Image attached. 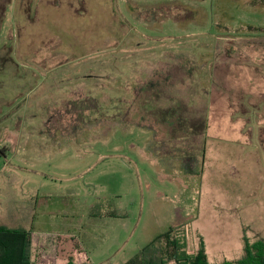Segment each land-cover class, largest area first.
<instances>
[{"label": "rangeland", "instance_id": "obj_1", "mask_svg": "<svg viewBox=\"0 0 264 264\" xmlns=\"http://www.w3.org/2000/svg\"><path fill=\"white\" fill-rule=\"evenodd\" d=\"M164 95H209V140L239 153L234 168L244 192L259 188L253 225L264 234V0H0V226L28 228L35 218L59 232L87 222L90 207L124 208L128 227L93 257L124 264L158 231L138 222L139 178L159 160L180 192L198 191L203 177L202 218L208 210L230 220L202 219L204 231L216 243L225 231L234 253L248 199L239 208L230 194L218 200L219 187L208 194L206 172L196 181L188 172L198 156L156 139L139 115L155 124V103L144 99ZM160 215L162 232L174 227L177 214Z\"/></svg>", "mask_w": 264, "mask_h": 264}, {"label": "crops", "instance_id": "obj_2", "mask_svg": "<svg viewBox=\"0 0 264 264\" xmlns=\"http://www.w3.org/2000/svg\"><path fill=\"white\" fill-rule=\"evenodd\" d=\"M144 100L145 104L151 101L155 103L153 106L155 107L153 110L155 113L153 115L155 124L151 123L154 120L150 121L152 114H149V112H145L144 115L140 114L139 116L145 120L144 123H149L151 129L156 133V139L158 138V141L170 145L174 149L176 147H183L188 151L191 150V156H198L199 159L195 158L189 164L188 172L192 175V178H190L191 181L197 180L193 176H197L199 170L203 173L206 172L208 175V178L205 179L208 194L211 189H214L213 192L216 194L217 191H215V188L219 187L222 193L218 200H222L224 204L226 201H224V198L230 194L234 197V203L237 204L235 206H239L240 208L241 203L245 199H248L247 202L250 206L246 210L241 209L237 212L235 218V227L237 228V230L235 229V240L231 241L234 243L233 249L235 251L233 253L232 246H227L229 245L226 241L228 235L225 231L223 233V239L220 236L219 243L213 242L211 236L207 235L204 231L206 227L202 223V219L211 224H214L216 221L224 222L225 224L226 222H230V220L217 215L215 216L208 210L206 211L205 218H202L203 214H205V211H201L203 177L200 176L198 191H188L187 189L189 187L186 184V188L180 192V190L173 188L175 184L173 176L165 173L161 167L162 165H159L162 163L157 160L158 162L155 166L158 168L153 169L154 175L150 173L142 174L139 178L140 184L145 186L146 191L143 194L138 223L145 224L144 228L146 230L158 229L156 232H146L149 238L146 239L143 247L169 229L186 225L192 248L194 250L203 248L207 261L210 264H222L224 262H233L241 259L244 254L246 242L251 243L253 241L254 243L258 237L264 239L262 231L253 225L259 221L260 215V207L256 208L257 206L254 205L259 200V188L256 187V190L253 191L246 189L247 191L244 192L243 189L248 185L243 180H240L239 171L234 168V163L237 161L239 163V153L229 151L226 142L209 140L210 128L206 121L210 106L209 95L202 100L197 99V102L193 96L188 95L186 99H180L174 95H164L160 100L158 98H145ZM181 103H184L182 106H186L185 109H179ZM159 106L163 107L160 111H158ZM149 108L151 111L152 107L149 106ZM179 117L185 118L181 124L177 123L178 120H176ZM195 117L199 118L200 123L195 124L194 121L188 120V118ZM159 135H161L162 140H159ZM228 161H232L231 167H228ZM228 169L232 172L230 175L231 181L227 180ZM241 181L242 184L240 183ZM238 183H240V188ZM159 186L161 187L160 192H151L153 188L158 190ZM242 194H246V198ZM253 200H255L254 203ZM261 204L264 206L263 200ZM90 209V212L88 210L86 212L85 221L87 220V222L79 224L72 223L67 225L68 228L63 231L50 232L47 231L44 225L36 226L37 222L35 218H33L34 225L31 224L30 227L27 225L28 228L25 226L14 229L31 232V246L29 249L31 262L34 264H68V261L72 259L74 264H95L93 257L101 252V248L104 245L107 246L110 243L118 242L113 240L118 239L121 231L128 227L127 223L129 222H127V219H129V215L124 208H115L108 212H98L94 207H90ZM234 210L236 211L237 208ZM242 211H246L245 214ZM162 213H167L168 215L166 216L170 217L171 220H173L170 216L171 214L174 218L175 214L178 215L173 221L174 227H170L165 232H162L163 225H161V221L166 219V217L162 218L160 215ZM33 216L34 214L30 210L29 217ZM103 230L107 232L105 231L106 233H103ZM228 233L231 235L230 232ZM103 236H106L105 241L102 239L104 238ZM216 254L218 255V259H216Z\"/></svg>", "mask_w": 264, "mask_h": 264}, {"label": "trees", "instance_id": "obj_3", "mask_svg": "<svg viewBox=\"0 0 264 264\" xmlns=\"http://www.w3.org/2000/svg\"><path fill=\"white\" fill-rule=\"evenodd\" d=\"M176 12L172 13L181 11ZM185 227L171 228L157 236L124 264H210L203 248H192ZM30 246V231L0 226V264H34L29 256ZM68 264H74L73 260ZM222 264H264V239L258 237L254 243L246 242L241 259Z\"/></svg>", "mask_w": 264, "mask_h": 264}]
</instances>
